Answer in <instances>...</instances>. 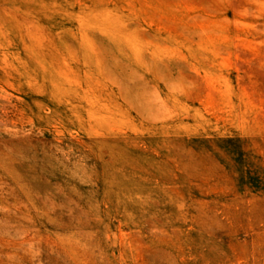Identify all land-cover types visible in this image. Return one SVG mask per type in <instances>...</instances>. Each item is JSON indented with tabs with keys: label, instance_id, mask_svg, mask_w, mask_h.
I'll use <instances>...</instances> for the list:
<instances>
[{
	"label": "rangeland",
	"instance_id": "374dc122",
	"mask_svg": "<svg viewBox=\"0 0 264 264\" xmlns=\"http://www.w3.org/2000/svg\"><path fill=\"white\" fill-rule=\"evenodd\" d=\"M0 264H264V0H0Z\"/></svg>",
	"mask_w": 264,
	"mask_h": 264
}]
</instances>
